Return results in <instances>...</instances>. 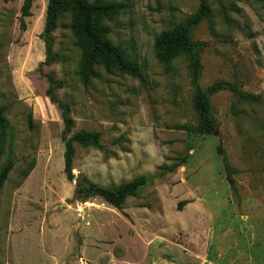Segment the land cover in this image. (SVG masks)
<instances>
[{"label": "rangeland", "instance_id": "374dc122", "mask_svg": "<svg viewBox=\"0 0 264 264\" xmlns=\"http://www.w3.org/2000/svg\"><path fill=\"white\" fill-rule=\"evenodd\" d=\"M25 1L0 0V174L14 164L0 190V264H264V0H209V17L192 32L201 87L226 82L259 99L214 95L212 137L189 130L198 125L189 59L167 65L156 49L199 0H102L128 6L104 24L140 76L98 66L88 84L71 18L47 65L49 0H32L23 18ZM58 103L74 123L69 138L101 135V149L74 144L73 181ZM220 145L238 171L240 201ZM78 175L89 189L147 184L119 211L86 188L76 199Z\"/></svg>", "mask_w": 264, "mask_h": 264}, {"label": "trees", "instance_id": "16d2710c", "mask_svg": "<svg viewBox=\"0 0 264 264\" xmlns=\"http://www.w3.org/2000/svg\"><path fill=\"white\" fill-rule=\"evenodd\" d=\"M199 3L198 12L191 16L184 26L163 34L156 42V49L159 53L160 61L167 65L180 56H186L189 59L192 81L195 87L194 108L198 116V125L189 130L195 135L212 137L219 132V125L212 113L211 107V98L214 95L228 90L244 101H258L259 99L240 91L237 86L226 82L214 84L207 90L201 87L202 63L199 52L192 43L191 35L209 17L211 8L209 0H199ZM31 7L32 0H26L22 9L23 18L29 16ZM127 10V5L108 4L102 0L93 3H90L88 0H49L45 33L46 64L52 65L58 60V55L54 53V34L59 29L60 23L69 16L72 20V31L77 41V46L83 54L81 76L86 84L97 76L95 68L98 66H102L109 74L118 73L139 77L140 71L138 67L127 60L120 46L114 45L109 41L110 29L104 24L106 20L118 16ZM21 27L22 29L26 27L24 20H22ZM58 106L62 110V118L65 125L63 141L66 147V175L69 181H73L72 164L76 154L74 144L76 143L84 148L101 149V135L83 131L73 138H69L74 125L73 120L69 117V108L59 103ZM5 128L4 111L0 109V130L3 131ZM217 153L224 163L227 182L234 199L240 201L238 183L234 178L238 174V171L230 166L222 145L218 147ZM185 163L186 161L182 160L181 163L170 170L174 171ZM13 169L14 164L8 163L2 170L0 174V190L3 189ZM146 184V179H139L116 190L91 186L87 192L91 196L103 198L106 203L122 211L125 201L128 198L137 197L138 192ZM182 206L183 204L178 207L179 211Z\"/></svg>", "mask_w": 264, "mask_h": 264}, {"label": "water", "instance_id": "95a60500", "mask_svg": "<svg viewBox=\"0 0 264 264\" xmlns=\"http://www.w3.org/2000/svg\"><path fill=\"white\" fill-rule=\"evenodd\" d=\"M76 184L78 185V189L75 193V197L77 199V197L79 196V193L82 189L86 188L89 189V185L84 183V177L82 175H78L77 179H76Z\"/></svg>", "mask_w": 264, "mask_h": 264}]
</instances>
